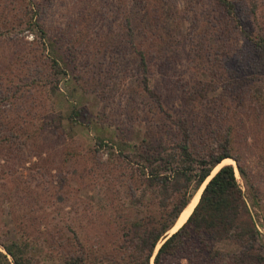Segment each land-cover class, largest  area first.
Returning a JSON list of instances; mask_svg holds the SVG:
<instances>
[{
    "label": "trees",
    "instance_id": "16d2710c",
    "mask_svg": "<svg viewBox=\"0 0 264 264\" xmlns=\"http://www.w3.org/2000/svg\"><path fill=\"white\" fill-rule=\"evenodd\" d=\"M128 1L115 0L117 9H123ZM155 1H159V6L149 9L148 3L135 0V9L125 18V31L116 36L113 33L110 36V31L107 34L109 47L116 46L120 54H127L123 52L129 49L136 54L139 80L129 89V95L152 102L151 117L144 121V133L134 143L118 142L126 170H135L134 174L133 171L121 173L127 185L125 198L120 196V187L106 197L105 217L110 225L117 226L119 235L103 250L78 253L85 241L73 230L69 246L76 245L79 249L69 254L61 245L60 264H264L263 237L234 166L225 165L213 175L220 164L234 156L236 126L229 123L234 119L229 100L239 98L243 102L247 96L264 107V0H208L212 12L220 13L221 18L206 11L208 6L205 9V5L197 3L191 7L192 3L187 1V10L191 7L194 14L191 23L199 27L194 33L197 40L193 41L179 31L178 34L175 30L176 34L168 32V19H180L178 3L171 2L174 5L171 10L165 0ZM115 3L112 1L110 5ZM36 4L34 0H0V48L4 41L27 30L39 37L34 41L36 48L52 71L50 77L42 78L37 67L29 66L28 73L37 74L30 76L29 82L24 81L25 77L15 78L16 75L6 77L12 71L0 73V123L3 125L0 130L5 131L0 145L9 142L12 123L20 125L26 116L40 114L38 111L33 114L35 108L44 104L40 88L50 86L49 92L56 94L57 77L65 73L60 53L62 38H51L36 20L40 14ZM249 15L256 19L257 29L247 23ZM176 24L180 30L179 23ZM210 37L217 40L218 47L207 43ZM182 55L190 63L200 58L209 64V70L201 66L198 72L206 70L213 78L212 87L218 85L222 89L214 100L206 95L211 91L203 80L193 83L200 85L197 92H190L189 84L172 79L175 64L179 63L177 57ZM212 66L218 68L219 74ZM20 73L18 76L24 75V71ZM51 77L56 79L54 85L49 80ZM12 80L15 83L7 89L12 93L8 96L2 86ZM32 90L37 94L36 99L34 94L25 96ZM51 94L46 97L51 98ZM19 100H24L22 105ZM6 104L9 110L3 109ZM203 104L207 106L202 110ZM210 105L222 107L225 118H231L226 122L223 117L214 118ZM73 112L75 119L71 118L69 123L75 126L82 110ZM65 119L60 117L59 121L63 123ZM24 136L31 139L33 134L28 132ZM103 141H98L100 146L104 145ZM114 147L113 144L111 148ZM236 161L240 175L246 178L245 168ZM206 182L187 222L170 235L181 213ZM27 235L17 237L14 242L0 243L6 252L0 250V264H38L36 255L44 250L36 239Z\"/></svg>",
    "mask_w": 264,
    "mask_h": 264
},
{
    "label": "rangeland",
    "instance_id": "374dc122",
    "mask_svg": "<svg viewBox=\"0 0 264 264\" xmlns=\"http://www.w3.org/2000/svg\"><path fill=\"white\" fill-rule=\"evenodd\" d=\"M34 1L40 13L36 20L42 23L51 38H62L60 53L65 73L57 77L59 91L56 94L49 92L50 86L40 88L44 104L33 110V114L35 111L40 114L32 118L26 116L20 125L12 123L14 128L9 142L0 145V243L14 242L17 237L28 233L27 236L36 239L44 250L36 255L38 264H60L61 245L69 254L79 249L76 245L69 246L74 237L73 230L79 232L85 241L84 248L78 253L81 250L97 252L117 240V226L110 225L105 217L106 197L114 188L120 187V196L125 198L127 185L121 173H135L132 168L126 170L119 143H134L144 133V121L151 117L152 102L148 98L129 95V89H133L139 80L136 54L131 49L124 51L122 48L127 54H120L116 46L109 47L106 42L109 31L110 36L125 31V18L130 17L135 9V0H127L128 5L123 9H117L115 0ZM112 1L115 4L110 5ZM142 1L149 4V9L159 6V1ZM165 1L171 10L174 6L171 2L178 3L181 11L179 20L168 19V32L179 31L187 39L195 40L197 33H194L199 27L191 23L194 14L190 9L197 3L205 5L206 9L208 0ZM187 1L192 3L188 10ZM206 11L221 18V14L212 12L210 6ZM12 12L17 15L16 10ZM185 13L188 15L184 18ZM246 19L257 29L252 15ZM176 23H179L180 30ZM38 39L35 34L21 30L4 41L0 48V73L12 71L13 74L6 77L16 75L15 78L25 77L24 81L29 82L28 78L37 74L33 71L31 75L27 69L34 66L42 78L50 77V64L36 48ZM208 39V44H217L218 47L214 37ZM183 55L177 57L179 63L175 64L172 79L183 85L189 84L190 92H197L200 85L193 83L203 80L211 91L206 94L209 99L218 96L222 90L220 86L212 87L210 81L213 78L206 70L198 72L201 66L209 70V64L200 58L193 60L194 64L190 63ZM214 62L217 65L218 60ZM212 69L219 74L217 67L212 66ZM20 71H24V75L18 76ZM49 80L55 84V77ZM13 83L14 80L4 83L2 89L5 93ZM28 94L37 97L35 90L32 93L27 91L25 96ZM48 94L51 98L46 97ZM23 101L18 103L22 105ZM229 101L234 114L229 123L236 126L234 156L229 158L233 163L220 164L213 175L225 165L234 166L264 241V107L247 96L243 102L239 98ZM205 106L207 104L201 109ZM9 107L6 104L3 109L9 110ZM210 109H214L213 117H223V122L231 118H225L222 107L210 105ZM79 110H82L79 119L76 117L79 122L74 126L69 121L73 111ZM60 117L67 119L62 123ZM28 132L33 134L31 139L24 136ZM2 134L5 135L4 130H0V137ZM99 140H104L103 146ZM236 160L245 168L246 178L240 175ZM172 230L170 234L177 231ZM0 250L6 254L1 244ZM8 258L12 262V258Z\"/></svg>",
    "mask_w": 264,
    "mask_h": 264
},
{
    "label": "bare ground",
    "instance_id": "6f19581e",
    "mask_svg": "<svg viewBox=\"0 0 264 264\" xmlns=\"http://www.w3.org/2000/svg\"><path fill=\"white\" fill-rule=\"evenodd\" d=\"M226 163H229V164H232L233 161L230 160V159H227L225 160L221 165L223 164H226ZM220 166V165H219ZM218 169V168H217ZM207 182L202 186L201 190L199 191L197 197L194 199L193 203L189 206L188 209H186L183 214L181 215L179 221L176 223V226L173 228L172 232L177 230L178 228L182 227L186 221L189 219V217L191 216V214L193 213L195 207L197 206V204L199 203L200 201V197L202 195V192L206 186Z\"/></svg>",
    "mask_w": 264,
    "mask_h": 264
},
{
    "label": "water",
    "instance_id": "95a60500",
    "mask_svg": "<svg viewBox=\"0 0 264 264\" xmlns=\"http://www.w3.org/2000/svg\"><path fill=\"white\" fill-rule=\"evenodd\" d=\"M201 189H199L198 190V192L194 195V197L191 199V201L189 202V204L187 205V207L184 209V211L186 210V209H188L189 208V206L193 203V201H194V199L197 197V195H198V193H199V191H200ZM200 199H201V197H200ZM183 211V212H184ZM183 212L181 213V215L183 214ZM181 215H180V217H181ZM180 217H179V219H180ZM179 219H178V221H179ZM177 221V222H178ZM187 222V221H186ZM177 232V231H176ZM171 235V234H170Z\"/></svg>",
    "mask_w": 264,
    "mask_h": 264
}]
</instances>
